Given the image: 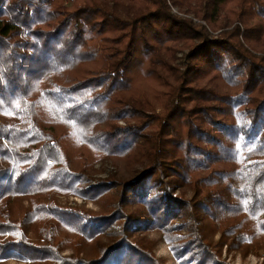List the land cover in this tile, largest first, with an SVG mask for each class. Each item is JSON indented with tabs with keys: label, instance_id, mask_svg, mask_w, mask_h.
<instances>
[{
	"label": "trees",
	"instance_id": "obj_1",
	"mask_svg": "<svg viewBox=\"0 0 264 264\" xmlns=\"http://www.w3.org/2000/svg\"><path fill=\"white\" fill-rule=\"evenodd\" d=\"M159 240L264 256V0H0V264H167Z\"/></svg>",
	"mask_w": 264,
	"mask_h": 264
},
{
	"label": "rangeland",
	"instance_id": "obj_2",
	"mask_svg": "<svg viewBox=\"0 0 264 264\" xmlns=\"http://www.w3.org/2000/svg\"><path fill=\"white\" fill-rule=\"evenodd\" d=\"M172 12L179 13L177 10V7H171ZM216 33V32H215ZM181 53H178V59L176 62H180ZM119 124H122L123 121L119 120ZM95 168L101 169L100 171L93 173V180L96 181L100 178L107 177L108 172L113 170L114 166L110 161H99L95 163ZM58 201L61 204H69V205H84L87 208L96 209L97 206L90 200H85L77 195L67 194V195H60L58 197ZM155 234H149V237L153 238L155 237ZM70 252L69 249H66L63 253ZM153 253L155 256L159 258L165 259V262L167 264L175 263V259L172 255L170 244L164 240H159L156 247L153 249ZM221 256L225 258L227 261H230L231 264H264V256L262 254H257L255 252H250L245 256H242L239 252H228L225 249V246L222 248ZM4 260V259H2ZM8 264H28V262H21V261H15L13 259L7 260Z\"/></svg>",
	"mask_w": 264,
	"mask_h": 264
}]
</instances>
